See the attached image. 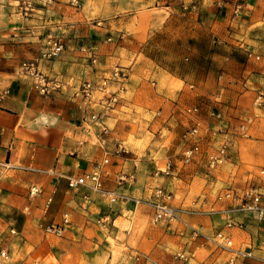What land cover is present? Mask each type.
Here are the masks:
<instances>
[{
    "label": "crops",
    "instance_id": "obj_1",
    "mask_svg": "<svg viewBox=\"0 0 264 264\" xmlns=\"http://www.w3.org/2000/svg\"><path fill=\"white\" fill-rule=\"evenodd\" d=\"M53 8L54 21L65 25L51 31L65 49L43 65L44 71L98 79L129 65L128 90L105 119L108 131L90 126L86 112L67 94L40 95L19 74L20 64L42 50L37 21L18 18L14 0H0V91H8L0 101V253L5 250L8 257L0 254V264H180L176 252L204 240L179 235L180 225L154 222L151 205L132 199L149 198L156 184L173 192L171 203L192 225L207 234L224 230L235 248L249 247L253 256L237 258L236 264H264V219L236 212L245 227L228 228L231 201L217 199L227 187L256 184L264 205V0H83L80 9L57 0ZM156 12L212 26L240 56H223L226 70L212 88L208 81L175 75L146 52ZM93 19H102L103 26L93 25ZM194 105L199 111L187 113ZM250 117L246 132L231 136L227 161L209 174L208 154L223 138L212 130ZM196 121L201 122L199 151L183 165V151L193 143L183 135ZM105 158L104 188L127 197L90 192L92 203L84 211L82 195L89 191L70 189L66 177L82 175ZM168 159L178 166L174 173L155 175ZM34 184L43 194L29 195ZM48 195L53 200L47 206ZM64 212L72 223L62 235L40 227L57 222ZM106 214L112 215L108 228L98 222ZM211 252L209 245L201 246L191 264H226L232 254ZM140 253L150 259L136 260Z\"/></svg>",
    "mask_w": 264,
    "mask_h": 264
},
{
    "label": "built area",
    "instance_id": "obj_2",
    "mask_svg": "<svg viewBox=\"0 0 264 264\" xmlns=\"http://www.w3.org/2000/svg\"><path fill=\"white\" fill-rule=\"evenodd\" d=\"M57 0H14L15 14L21 19H33L37 23L34 24L35 30L41 33L43 42L42 50L34 59L23 61L19 67V74L22 78L30 81L35 90L43 97H53L55 95H66L72 100L77 107L86 112L89 125L97 126L103 131H108L109 127L106 124V118L112 116V112L120 105L123 94L128 90V81L131 75V66L118 65L110 71L107 75L98 79H80L75 80L73 77L64 74H50L43 69V65L47 61H51L58 57L65 49L64 43L61 39L51 31V27L60 29L65 25V21L60 19L54 21V4ZM70 4L77 9L82 8L83 0H70ZM92 24L95 26H103L102 19H93ZM74 26V24H71ZM82 51H88V48L82 46ZM259 58V57H257ZM92 62L96 63L97 58L93 57ZM8 93V91H0V101ZM262 93L256 100L257 105L262 104ZM187 113L195 114L199 111V106L194 105L187 107ZM250 117L230 128L218 127L212 130L215 134H222L219 145L210 152L207 157V171L211 174L214 170L220 167L227 161L228 151L231 146V136L236 135L237 132L245 133L248 125L252 122ZM201 122L196 121L193 126L188 128L183 135L184 139L192 140L193 143L184 149L182 162L183 165L194 160L199 145L196 139L200 136ZM109 163V158H105L97 162L92 170L84 172L77 177L67 176L68 187L74 191H79L83 188L87 189L82 195L83 201L80 208L88 211L89 205L92 203L90 192L104 193L110 196L127 197V195L117 193L115 191L104 188L105 179L107 177L106 165ZM178 166L172 159H168L163 166L157 167L155 175H171ZM133 177V175H129ZM260 176L264 180V168L260 170ZM124 180V176L119 177ZM151 194L149 198L132 199L136 202H146L151 205L153 209V221L164 222L168 226L172 224L180 225L177 228V233L181 236L190 234L192 240L203 238L204 243L198 244L194 248H181L176 252L175 258L180 261V264H191L192 260L196 258L198 249L203 245H209L212 249L211 253L215 251H232L231 256L227 259L226 264H236L237 258L252 257L253 254L249 247L235 248L234 240L230 233L219 230L214 234H207L201 228L192 225L183 217V211L179 207L171 203L173 192L169 191L162 185H152ZM43 188L40 185L34 184L30 187L29 195L37 196L43 194ZM218 200L231 201L230 208L226 209L227 220L225 225L228 228L238 227L244 228L245 222L236 219L234 213H251L259 220L264 219V205L263 192L256 184H249L244 188H237L230 186L217 194ZM53 200L52 195L46 197V205H50ZM98 222L103 227L108 228L112 222V215L106 214L98 219ZM72 223V217L69 212H64L60 219L55 223L40 224V227L49 234L62 235L68 225ZM15 232V230H11ZM3 257H8V252L2 250L0 253ZM149 260L148 254H137L136 260ZM204 262V261H203ZM125 264V263H123Z\"/></svg>",
    "mask_w": 264,
    "mask_h": 264
},
{
    "label": "rangeland",
    "instance_id": "obj_3",
    "mask_svg": "<svg viewBox=\"0 0 264 264\" xmlns=\"http://www.w3.org/2000/svg\"><path fill=\"white\" fill-rule=\"evenodd\" d=\"M149 37L146 52L159 66L175 75L188 76L194 82L208 81V88H212L214 78L226 70L223 56H240L237 49L225 46L212 26L192 23L177 14L156 12ZM230 68L235 67H227ZM174 81L176 85L181 83L177 79Z\"/></svg>",
    "mask_w": 264,
    "mask_h": 264
}]
</instances>
